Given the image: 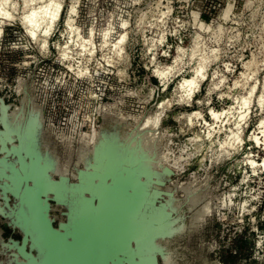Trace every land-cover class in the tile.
Here are the masks:
<instances>
[{
  "label": "clouds",
  "instance_id": "1",
  "mask_svg": "<svg viewBox=\"0 0 264 264\" xmlns=\"http://www.w3.org/2000/svg\"><path fill=\"white\" fill-rule=\"evenodd\" d=\"M103 4L101 0H0V51L21 52L13 66L30 69L50 62L65 69L54 76L40 71L45 90L59 86L66 91L64 114L48 120L51 137L69 148L92 144L100 132L96 125L106 116L130 119L148 130L156 149L150 165L173 173L172 183L181 199L199 201L194 236L201 237L214 218L243 225L245 213L255 212L264 197V178L256 187L248 184L264 173V157H260L264 152V0H103ZM205 15L208 19L202 18ZM6 27L14 29L16 37L7 45ZM137 54L149 73L143 83H137L132 68ZM153 76L158 85L151 83ZM174 81L171 93L162 95ZM205 81L203 96L194 101ZM3 87L12 86L0 79ZM193 103L196 110H177ZM253 117L254 126L245 135ZM248 142L252 143L245 151ZM236 156L240 158L227 172L235 167L243 171L242 178L221 192L220 185L210 181ZM244 165L250 166V173ZM238 193L244 199L234 203ZM253 202L257 204L249 207ZM233 209L234 219L229 221ZM218 247L214 239L208 250Z\"/></svg>",
  "mask_w": 264,
  "mask_h": 264
},
{
  "label": "water",
  "instance_id": "2",
  "mask_svg": "<svg viewBox=\"0 0 264 264\" xmlns=\"http://www.w3.org/2000/svg\"><path fill=\"white\" fill-rule=\"evenodd\" d=\"M24 91L35 105L34 97L26 88ZM24 96L16 106L30 108V102L24 104ZM3 107L8 112L13 109L0 96V131L6 128L1 120ZM38 109L42 110L41 124L37 122L31 129L21 126L13 135L14 143L3 142L0 136V216L21 234L20 239H5L0 234L8 263L132 264L119 238L123 227L137 226L129 241L137 264H161L166 254L158 240L176 232L156 238L161 251L151 254L139 247L150 242V229L161 223L147 213L152 201L156 208L167 211L171 208L169 198L177 204L180 201L176 188L170 185L173 173L166 167L158 170L161 175L143 168L139 171L137 167L146 162V155L133 160L127 151L129 141L108 134L111 139L99 140L92 160L82 161L84 167L76 168V176L54 174L57 160H49L56 157L41 147L44 110ZM116 122L103 124L99 130L111 131L118 123L121 132H128L124 130L126 123ZM36 143L38 149L34 148ZM117 149L123 152L118 155ZM53 202L66 209L62 211L65 220L57 225ZM172 214L175 216V211Z\"/></svg>",
  "mask_w": 264,
  "mask_h": 264
},
{
  "label": "rangeland",
  "instance_id": "3",
  "mask_svg": "<svg viewBox=\"0 0 264 264\" xmlns=\"http://www.w3.org/2000/svg\"><path fill=\"white\" fill-rule=\"evenodd\" d=\"M90 6V5H89ZM103 0H101V7H104ZM203 19H208V16L202 17ZM64 20V13L61 15V25L63 24ZM19 27L18 25L16 26ZM14 29L6 27L4 29V44L7 45L10 41L15 40L16 37L12 35ZM169 43H173V38L169 37ZM189 41L187 39L184 40V44L187 45ZM139 52V48H137V53ZM172 55H175V47L172 49ZM21 58V52L13 51L10 52L8 50L0 51V79H3L6 84L11 85L12 87H3L0 88V96L4 98L5 102L12 105V108L16 105H21L22 98L24 96V89L26 88L31 96L34 97L35 106L38 108L44 109V122L43 126L40 131V142L41 147L44 151H49L52 155L56 158L51 157L50 160L58 159L57 163L56 160H53L56 163V167L54 165V169L52 173L59 174L55 170L60 169L61 171H65L68 169L67 175L74 176L73 174L76 173V168L84 167V163L81 161L79 162V155H80V143H76L73 145V148H69L67 146L59 145L54 139L51 137L47 124L48 120L55 117L57 120L64 114L62 104L65 102L64 97L66 96V91L59 86L57 89L52 90H45L42 85L43 76L40 74L41 69L45 73H51V75H56L58 71L65 70L59 65L50 64V62H45L41 64L39 67L33 65L30 69H22L13 66V62L19 60ZM161 61H164L166 58L158 57ZM167 62L170 63V58L167 59ZM132 68L135 69V76L138 78L137 83H143L144 77L149 75L148 71L145 70L142 66V62L140 61V57L137 54L135 59L132 62ZM30 72L31 76L29 77L26 73ZM19 77L20 79H17ZM179 79V78H177ZM112 82H115V79H112ZM151 83L154 85H158V80L156 77H151ZM207 81L204 82L202 85L201 93L197 94L194 97L195 99L201 98L204 94V88L207 85ZM175 86V81L169 85L167 92L162 93V95H168L171 93L172 88ZM22 87V88H21ZM25 87V88H23ZM14 89H17L14 90ZM147 91V90H146ZM215 103V98H214ZM225 103H232L230 100H226ZM40 104V105H39ZM151 107V105H149ZM219 108V105H217ZM11 109V111L13 110ZM197 106L193 103L191 108L184 107L183 109L177 110H185V111H193L196 110ZM131 111L132 109H128ZM117 120L120 123H126L124 125L125 133L119 130V126L121 124H115V129L111 131H107L109 134L118 133L122 136V139H131L136 133L138 132V125L132 120H122L115 116H106L103 120L99 121L96 125V128L99 130L101 125L109 124ZM205 120L211 122V117L205 114ZM174 123V122H172ZM255 118L253 117L252 124L249 125L245 135L251 132L252 127L254 126ZM128 124V126H127ZM127 126V127H126ZM227 127V126H226ZM128 141V140H127ZM252 142H248L245 144L244 148L245 151L249 149V145ZM254 153L257 151L255 147L251 149ZM122 151V150H121ZM50 157V156H48ZM260 157H264V154L260 152ZM239 156L233 158V160L227 161L224 165H222L219 169V174L214 176V179L210 181L211 185L215 186L217 184L220 185V191L226 192L229 191L231 186L237 184L239 180L242 178L243 171L237 170L233 167V171L231 173L227 172V168L234 165L236 159H239ZM243 169L247 170V166H242ZM248 172L250 170H247ZM213 173H216V169H213ZM60 175V174H59ZM57 177V176H55ZM172 181L175 179L174 175L172 177ZM171 186L175 187L172 183ZM176 188V187H175ZM174 190V188H172ZM177 190V189H176ZM243 190V186H241L240 191ZM218 194V193H217ZM175 196L180 200L177 203H174V210H168L169 212L175 211V216L172 214L170 215L169 219L171 220L168 223L165 221L160 220L159 216L155 213L152 216L155 217L156 220H160L161 223L157 224L153 229H160L163 231L164 226L166 225L165 229L160 234V236L171 235L175 233L171 237L168 238H160L158 242L163 247L164 253L166 254L165 258H161V264H264V260H260V257H264L261 255L259 249L256 248V240L257 236L256 233H252L251 229L253 226L257 225L253 223L252 217H257V222H259V213L251 212L245 213L243 217H245V223L240 225L239 222L235 224L228 223L225 221L221 223L219 220L215 218L213 220L208 221L206 228L204 229L201 237L194 236L193 229H194V221L198 216V211L200 210V204L198 200L193 199H181L177 192ZM244 197L239 196L234 198V203L242 202ZM250 205L249 207H252ZM151 208L153 210H157L153 204L148 208L147 213H150ZM66 210L65 207L56 205L53 202V211L52 215L55 217V224H58L59 221L65 220V216L62 214V211ZM236 209H233V214H229L228 220L231 221L234 219V213ZM156 215V216H155ZM260 223V222H259ZM225 224H227V228H225ZM122 225V224H121ZM162 225V226H160ZM158 226V228H157ZM182 226H184L182 228ZM240 228V231H237V228ZM4 228H8V235L9 237L13 234L17 235V238L20 239L21 234L16 229L13 231L11 227L8 226L7 220L1 218L0 216V234ZM153 229H150L149 232V241L152 242L154 240ZM264 229V226L260 224V232L261 233ZM137 230V226L132 228L128 226L126 228L123 227V235L119 238L120 243H122V249L124 252L128 254V259L132 262V264H137L138 262L134 258V252L131 250L130 246V239L135 236ZM221 234L223 236L221 237ZM157 237V238H158ZM14 238V237H13ZM215 239L219 247L213 251H209L208 248L211 245L212 241ZM201 240L203 243H201ZM149 242V243H150ZM159 248L156 251H161L160 244L156 241ZM0 248L2 249V245L0 244ZM145 249V245H143ZM153 249V247H152ZM155 251H151L149 253L153 254ZM259 253V256L256 254ZM8 255L3 252V249L0 251V264H9L8 263ZM134 259V260H133ZM13 264V263H12Z\"/></svg>",
  "mask_w": 264,
  "mask_h": 264
},
{
  "label": "bare ground",
  "instance_id": "4",
  "mask_svg": "<svg viewBox=\"0 0 264 264\" xmlns=\"http://www.w3.org/2000/svg\"><path fill=\"white\" fill-rule=\"evenodd\" d=\"M33 22L34 23L36 22V18H33ZM23 88H25V87H23ZM23 101H24V104H26V105L30 102V100L28 99V94L26 92H25V96H24ZM31 101H32V99H31ZM5 108H7V107H3V114H2L3 117H1V120L4 122L6 128L4 130L1 129V131H0V136H1V138H3V142H7L9 140L12 143H14L13 142L14 141L13 135L19 128H21V126L31 129V127H33L35 123H37V122H39L40 124L42 123V115H41L42 110L35 107L33 102H30V108H28V107L25 108V106L22 108L20 106H16L12 111L10 110V112H8V110ZM96 131H97V133L99 132V130L97 128H96ZM147 132H148L147 129L141 130L138 127V132L136 133V135H134L130 140L127 139L129 141L128 142L129 145L127 147L129 149H127V151H129V153L131 154V158L133 160L140 158L141 154L146 155L145 156L146 162L141 164L140 167H137L139 171L143 172V169H146V170L152 171L153 173H155V175H161L158 171L160 168L151 166L149 163V160H152L155 157L156 149L154 147L153 142L151 141V138L147 135ZM108 134H109L108 132H106L105 130H102L99 132L98 136H94V139H96L94 143L86 144V143L81 142L80 143L81 146H80L79 162L86 161V160L87 161L92 160V157H91L92 153L97 152L96 151L98 148L97 143L99 142L100 139H103V141H104L105 140L104 137L110 138ZM111 136L113 137V139H114V137L118 138V139H119V137L120 138L122 137L120 134L118 135L116 133L112 134ZM37 146L38 145L36 143L34 148H36ZM71 148H73V146ZM37 149H38V147H37ZM117 150L118 151L115 150L116 154H118V152L119 153L121 152V150H119V149H117ZM149 153H151V155H149ZM53 160H58V159L53 158ZM259 162L260 161L257 160V163H259ZM247 170H248V165H247ZM55 171L59 174H62V175H65V174L67 175V173H68V169H65V171H61L60 169L55 170ZM73 175L76 176L77 174L74 173ZM157 189H158V187H155V191H157ZM168 201L171 202L170 203L171 208L169 210H171V211L174 210L175 208H174L173 199L169 198ZM159 209H160V212H159ZM155 213L159 216L160 220L163 219L162 221H165L168 224L172 220V219L171 220L169 219L171 212L167 211L166 209L158 208L157 210H153V208H151L150 213H148V214L153 215ZM200 214H201V212L199 210L198 216ZM160 226H162V225H160ZM165 227H166V225L163 227L164 230L166 231L167 229H165ZM183 227L184 226H182V228ZM157 228H158V226H157ZM153 230H154L153 233H155L154 240L148 244H145V249L143 248V246H140L139 249H144L146 252L149 253L152 250L156 251L159 248L158 244L155 242V239L160 234H162V232L164 230L162 231L161 228L159 230L158 229L157 230L153 229ZM152 247H153V249H152Z\"/></svg>",
  "mask_w": 264,
  "mask_h": 264
},
{
  "label": "built area",
  "instance_id": "5",
  "mask_svg": "<svg viewBox=\"0 0 264 264\" xmlns=\"http://www.w3.org/2000/svg\"><path fill=\"white\" fill-rule=\"evenodd\" d=\"M264 154V152H262ZM259 161V159H258ZM247 165H245L246 167ZM249 173L251 172L250 166H248ZM264 178V173L259 174L258 177H252V179L248 182L250 187H256L257 183L259 182V179ZM254 205L257 204V202H253ZM256 213H259V222H257V217L255 216V221L253 223H256L257 225L253 226L251 229L252 233H256L257 240H256V248L259 249L258 252H262L261 255L264 256V229L261 233L260 232V224L264 226V197L261 198V203L257 206V210L255 211ZM253 213V212H252ZM246 217V216H245ZM243 217V223H245ZM257 245H260L258 248Z\"/></svg>",
  "mask_w": 264,
  "mask_h": 264
},
{
  "label": "flooded vegetation",
  "instance_id": "6",
  "mask_svg": "<svg viewBox=\"0 0 264 264\" xmlns=\"http://www.w3.org/2000/svg\"><path fill=\"white\" fill-rule=\"evenodd\" d=\"M57 225V224H56ZM2 236L5 238V239H8L9 238V235H8V228H4V230H2ZM13 237L14 238H17V235H15V234H13ZM19 238H21L20 236H19Z\"/></svg>",
  "mask_w": 264,
  "mask_h": 264
}]
</instances>
